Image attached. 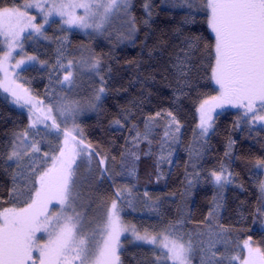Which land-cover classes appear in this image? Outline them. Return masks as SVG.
I'll use <instances>...</instances> for the list:
<instances>
[{
    "label": "trees",
    "instance_id": "1",
    "mask_svg": "<svg viewBox=\"0 0 264 264\" xmlns=\"http://www.w3.org/2000/svg\"><path fill=\"white\" fill-rule=\"evenodd\" d=\"M13 2L14 0H0V5L11 6ZM145 2L146 0H130L129 11L136 18L137 31L127 40L116 39L117 25L108 26L106 33L92 40L77 31L61 30L56 21L51 22L45 30L49 40H41L43 49H40L41 42L38 49H28L34 53L38 50L37 56L40 61H45L46 67L43 69L41 63L39 66L32 64L24 68L22 74L28 77L29 86L37 97L51 101L62 94L58 78L63 72L53 69L60 58V52L64 53L63 62L69 59H87L93 53L101 57L102 74L107 81L106 92L97 109L86 114L82 110L78 117L84 115V118L78 123L76 117L75 124L83 131L86 142L97 147L101 156L109 157L107 166L124 174L116 176V187L120 188L123 181L135 186L136 190L131 192V196L135 197L133 204L129 206L122 200L119 203L123 209L124 221L140 231L153 233L174 226L178 220H181L183 230L185 227L198 230L213 216L215 225L226 230L228 238L233 240V247L250 238L252 247L264 248V215L258 211L264 209L259 190L263 176L256 167V161L264 159V125L251 123L250 119L244 117L243 109L224 107L215 113L213 127L208 135L200 137L197 110L216 91L210 79L214 54L206 45H212L214 41L207 26L206 12L202 10L200 0H196L193 9L172 7L168 0H149L152 15L149 23L145 24L143 21L148 19ZM15 3L21 5L23 0H15ZM192 11L196 12L194 17H189L192 22L185 23V17ZM118 27L125 28L123 23ZM177 28L180 29L179 32L175 31ZM188 36L202 37L198 48H187L184 38ZM185 52H188L189 58L186 68L188 75L184 79L189 81V85L176 91L177 70L173 65L176 63V56L183 58ZM48 57L49 60H46ZM55 57L56 61L53 60ZM109 67L111 72H108ZM77 71V76L82 72L80 78L83 79L84 93H79L75 100L64 96L66 103L79 101L83 109L100 83L98 76L93 75L89 79L91 75L86 68H78ZM148 75L154 79L145 81L144 78ZM126 110L132 112L128 121L124 119L128 114ZM169 111L180 122V131L177 133L180 142H170L162 149L161 136L171 120L167 116ZM156 112H161V116L156 117L150 136L151 145L148 141H141L138 147L126 143L135 135V132L130 131L132 124H137L143 132L144 120L148 116H155ZM117 119L123 127L114 123ZM27 127L26 115L0 95V154L6 155L13 133L23 132ZM37 134L35 138L45 147L46 138L43 136L41 139L39 130ZM229 141H234L231 149L228 147ZM50 142L52 150L55 149L57 145L51 137ZM190 145L202 147L201 155L190 158L186 151ZM128 149L139 156L135 161L134 177L127 176V167L133 163ZM161 151L167 158L157 167V152ZM226 152L228 155H225ZM113 156L115 161L111 159ZM99 158L96 157L91 166L97 177L99 171H96L95 160ZM169 159L171 163L168 162ZM41 164L44 166L42 162ZM221 165L226 166L228 173H231V182L225 183L223 188L207 179L209 172L219 171ZM82 170L80 167L79 175L81 180H85L88 167L85 171ZM15 171L18 170L14 164L5 171L0 161V208L13 206L17 197L23 200L27 196L30 185L24 176H17L14 185ZM196 173H199L198 177ZM189 181L192 182L191 187ZM83 186L90 190L89 196L83 198L97 203L93 209L98 210V222L114 198L116 187L110 180L100 182L95 179L85 180ZM138 187L146 188L150 193L151 209L147 210L139 200ZM13 188L15 196L10 195ZM86 223H90V219ZM95 229L93 225L86 229L85 234L91 236ZM245 257L247 255L242 256ZM120 259L122 264H162L157 262L158 254L150 247L138 245L122 246ZM223 264L227 262L224 261Z\"/></svg>",
    "mask_w": 264,
    "mask_h": 264
},
{
    "label": "snow or ice",
    "instance_id": "2",
    "mask_svg": "<svg viewBox=\"0 0 264 264\" xmlns=\"http://www.w3.org/2000/svg\"><path fill=\"white\" fill-rule=\"evenodd\" d=\"M168 2L172 7L193 9L196 0ZM200 2L202 10L207 15V26L214 34V44L206 45L214 52L210 79L219 88L218 95L205 99L198 108L200 137L207 136L213 127L214 109L225 105L243 109L245 118L250 119L253 124L264 125V0H200ZM130 7V0H23L21 5H17L14 0L11 6L0 5V36L5 38L4 42L8 48L4 57L0 58V70L5 71L7 78L8 73L4 65L11 58L14 48L23 47L21 34L26 29L41 32L43 25L34 23L36 16L30 14L31 9L43 14L44 23H48V17L55 13L62 18L64 24L82 29L94 28L98 31L104 29L105 22L110 21L113 15L123 13V26L127 33L123 38L131 39L137 28L136 18L131 15ZM144 8L148 19L143 22L148 24L152 15L149 0H146ZM76 9H83V15H77ZM195 15V11L189 12L184 22H192L189 17ZM175 31L179 32L180 29L177 28ZM184 39L187 48L191 50L199 47L202 37L188 36ZM59 57L53 69L65 73L62 80L58 78L62 90L71 91L77 87L78 68H86L90 74L99 77L100 87L94 90V96L87 105L90 110H96L107 88L105 75L102 74V58L93 53L87 59L80 61L69 59L64 63L63 52L59 53ZM188 58V52L184 53L183 58L176 56V63L173 65L177 70L176 91L189 85V81L184 79L188 75L186 71ZM28 59L35 60L36 57ZM22 62L18 61L17 66ZM108 72H111L110 67ZM144 79L147 81L154 77L148 75ZM5 90L9 89L6 87ZM13 95L17 96V101L23 98L15 91ZM30 100V97L25 98L26 103ZM32 107L36 108V105L33 104ZM82 110L79 101L61 103L55 110L49 107L47 112L42 114L43 119L37 117L33 122L34 127L36 122L44 123L51 120L50 127L57 130H60L58 116L64 117L65 122L68 118L74 122L71 130H63L62 145H58L51 153H43V165L47 166H42L36 158V154L41 153V148L37 141H29L27 130L13 133L6 155L0 154L5 171L12 164L18 170L13 173L14 185L17 176H24L30 185L25 199L20 200L17 197L13 201V206L0 209V264H122L120 238L123 233L129 231V226L125 225L121 216L123 210L119 203L122 190L116 187V176L124 174L108 167L109 157L101 156L97 147L91 142H86L83 131L75 124V119ZM126 111L128 114L124 119L128 121L132 112ZM160 116L161 112H156L155 116H148L144 120L143 132L133 123L130 131L135 132V135L126 143L138 147L141 141H148L151 145L150 136L156 117ZM167 116L171 120L164 130L162 149L168 142L173 144L180 142L177 135L180 131V122L170 111L167 112ZM114 123L123 127L119 119ZM45 126L49 127L47 124ZM172 126H175L174 131ZM233 144L234 141H229V149ZM127 151L133 160L132 165L127 167V176L134 177L135 161L139 156L131 149ZM186 151L189 152L190 158L193 155L198 157L202 153V147L190 145ZM121 156L123 157L124 153ZM168 156H171V152ZM96 157H100L95 160L96 171H99L98 177L94 176L91 167ZM111 159L115 161L116 158L113 156ZM164 160L163 155L158 157L157 167ZM168 162L171 163V160ZM81 164L88 167V176L85 180L95 179L100 182L110 180L116 187L103 225L93 230L91 236L85 234L84 215L77 210V204L82 199L80 188L85 182L79 175ZM256 166L264 169V159H258ZM225 171L221 165L219 171H210L207 179L217 187L223 188L225 183L231 182L229 179L231 173L226 176ZM195 175L198 177L199 173ZM191 186L192 182L189 181V187ZM259 190L264 196V182L259 184ZM10 195H16L15 188ZM53 201L60 207L58 212L49 211V205ZM20 204L23 206H19ZM258 211L264 215V209ZM131 231L137 240L160 245L165 260L171 261V264H191L192 253L195 251L191 235L185 240L184 235L171 226L158 235L150 234L147 230L144 235H140L135 226H131ZM97 232H100L101 240H96ZM38 233H42L43 236L38 237ZM214 236L215 238H210L206 244L203 240L199 242L200 264H223L225 260L227 264H235V261L241 260L238 255L218 256L217 245L223 240V235L217 233ZM244 248L248 254L241 260V264H264V248L252 247L250 238L244 242ZM34 253L38 255L34 256Z\"/></svg>",
    "mask_w": 264,
    "mask_h": 264
},
{
    "label": "rangeland",
    "instance_id": "3",
    "mask_svg": "<svg viewBox=\"0 0 264 264\" xmlns=\"http://www.w3.org/2000/svg\"><path fill=\"white\" fill-rule=\"evenodd\" d=\"M29 12L31 15L36 16V20L34 21V23L42 24L43 27H42L40 33H36L33 29H26L21 34V43H22L23 47L22 48L21 47L14 48L12 51L11 58L4 65V68L7 70V73H8L7 78L5 77V71L0 70V95L9 104H11L13 107H15L16 109H18L19 111L23 112L26 115L27 121H28L27 131L29 132V138L28 139H29V141L35 140L38 142V144L41 148V153L36 154V158L38 159V161L43 163V160H44L43 153L44 152H49V153L52 152L51 151L52 145H51V142L49 143V137H51V139L55 142V144L57 146L62 145L63 139H64L63 130H65V129L71 130L73 128L74 122L71 118H68L65 122L64 117L58 116L57 117V123L60 125V130H57L55 128L50 127V125L52 123L51 120H47L44 123L36 122L34 127L32 126L33 122L37 120V117H40L41 119H43L42 114L46 113L49 107H52L55 110V108L59 104L66 103L65 96L66 97L68 96L69 98H72L75 100L77 97H79V93H84V88L82 85L83 79L80 78V75L82 73L80 71V74H78V76H77L78 77L77 87L72 89L71 91H68L67 89H63L61 96H59V97H57L51 101H49V99L37 97L34 94V92L32 91L31 87L29 86L28 77L23 76L22 71L24 68H26L27 66H31L32 64H35V65L38 64V66H39V63H41L40 66H42L43 69L46 66H44L45 61L39 60V58L37 56L39 53L38 50L36 51V53H34V52H29L28 49H30V50L31 49H38V46L40 45L41 40H43V39L49 40V36H47L45 34V30L48 27V25L53 21H56L58 28L61 30L77 31L78 33L82 34L83 36H86V38H90L92 40H94V37H97L103 33H106L108 26L117 25V27H116L117 33L115 34L117 40H127V39L123 38L124 36H126L127 33H126V28L119 29L120 27H118L119 25L122 26L123 13H116L115 15H113L111 17L110 21L105 22L104 29L101 31H98L94 28L82 29V28H79L76 26H69L67 24H64L62 22V18L55 13H53L51 16L48 17V23H44V16L42 13H39L35 9H31V10H29ZM76 14L77 15H83V9H76ZM210 33L213 36V41H214V34L211 32V30H210ZM4 41H5V38L3 36H0V46H1L0 58H3L5 52L8 51L7 44ZM41 45L42 46H40V49H43L42 42H41ZM213 54H214V52H213ZM29 57H36V59L30 60V59H28ZM87 58H89V57H87ZM47 59L49 60V57L46 58V60ZM56 59L57 58L55 57L53 60L56 61ZM18 61H23V62L19 63V65L17 66ZM64 63H67V61L66 62L64 61ZM213 64H214V61H213ZM47 65H48L47 69L49 70V63ZM77 73H78V71H77ZM64 74L65 73L63 72L62 75L59 77V80L63 79ZM90 75L91 76L89 79L94 77L92 74H90ZM48 76H49V74H48ZM212 83H213V86L215 87V90H216L215 94L213 96H216L219 94V88L217 85H215L214 81H212ZM17 86H19V87H17ZM6 87L9 89L8 91L5 90ZM58 87L61 88V85L59 82H58ZM24 90H27V92L25 93ZM13 91H15L18 96L23 97V98H21V99H19V101H17V96L13 95ZM47 94H49V90L47 91ZM27 97L31 98L30 102H28V103L25 102V98H27ZM88 103L89 102L84 104V107H83L84 114L93 111L87 107ZM33 104L36 105V108L32 107ZM224 107H231V105H225L223 107L215 108L213 113H212L213 119H214L215 113L220 111ZM54 114H55V111H54ZM197 116H198V124H199V112H198V110H197ZM82 118H84V115L80 116V117L77 116V122L79 123L82 120ZM169 122H168V124H169ZM45 124L49 125V127H46ZM256 124H259V123H256ZM172 127H173V131H174L175 126H172ZM211 129L209 130V132L211 131ZM38 130L41 132V136H40L41 139L43 136L46 138V140H44V142L46 143L45 147H44V145L42 146L39 143V141L35 138L36 137L35 135L37 134ZM164 130H165V128H164ZM198 130L200 133L199 128H198ZM163 135H164V132L161 136V145H160L161 148H162ZM12 139H13V135L11 137V141H12ZM168 143H170V142H168ZM165 145L166 144H164L163 147H165ZM162 152L163 151H161L160 153L157 152L156 158L160 157L161 155H164V154H162ZM166 158L167 157L165 156V159ZM9 163H11V162H9ZM48 163L50 164V161ZM44 166H47V165H44ZM81 168L83 169L82 171H85V169H87V166L85 164H81ZM224 168L226 169V166H224ZM257 169L262 173V176H263L261 182H264V169H261L258 167H257ZM224 174L226 176H228L229 173H228L227 169H226ZM229 179L231 180L230 176H229ZM120 186H121L120 189L122 190L121 200L125 201V203L127 202L128 203L127 205L131 206L133 204L132 202L135 198V197L131 196L132 195L131 192L136 190L135 186H133L132 184H129V182H124V181L121 183ZM140 188L138 187L137 190ZM145 192H147V195H145ZM89 193H90V190H88L87 187L83 186L82 192H81L82 199L77 204V210L81 211L84 215L85 231H86V229H90L93 225H95L96 229L101 227L103 225L105 219H106V213L108 210V208L106 207V209L104 210V212L101 215V218L99 219L98 222H96L98 210L93 209V207L97 205L96 201L92 202L91 200H89L87 198H83V196L88 197ZM138 194L140 196L139 200L147 208V210L151 209L150 204H151L152 199L150 198V193L146 190V188L140 189ZM134 196H135V194H134ZM262 200H263V208H264V196H262ZM110 204L111 203H109L108 207L110 206ZM8 207H11V206H8ZM119 207H121L120 204H119ZM0 209H2V208H0ZM59 210H60V207L56 203V201H53L49 205V211L50 212H58ZM121 216H122V213H121ZM210 217L211 218L208 219V222L205 225H203V227L201 229H198V230L189 229L188 227H185V229L183 230L182 229L183 227H181V225H182L181 220L176 221L175 225L171 226V227L175 228L178 233H182L184 235L185 240L188 239L189 235H191V237L193 238L195 251L192 253L191 264H200V251H199L200 243L199 242L201 240H203L206 244L210 238L214 239L215 238L214 234H217V233H220L223 235V240L221 241L220 244L217 245V248H219L218 256L219 255H224V256H237L238 255L241 257V260H242L243 259L242 256L248 254L247 249L244 248V242L240 241L237 244H235V246L233 247L232 246L233 240L228 238L226 230L221 229L218 225H215V222H214L215 220L213 219V216H210ZM88 219H90V223H86V220H88ZM123 221H124V219H123ZM124 223H125V225L129 226V231H127L121 235L120 240H121L122 246L138 245V246L150 247L154 253L158 254L159 261H157V262H160L162 264L163 263L171 264V261L165 260V257L162 254V250H161L160 245H158V244L153 245V244L146 243L145 241L137 240L135 238V236H133L132 231H131V226H133V225H131L129 222H126V221H124ZM86 225H88L87 228H86ZM168 229H169V227L168 228H162L161 230H159L157 232H153V233L149 232V233L153 234V235H158L162 232H165ZM138 231H139L140 235H144V233H145V231H140V230H138ZM37 235H38V237L43 236L42 233H38ZM86 235H88V234H86ZM96 240H101L100 232L96 233ZM41 242H43V240ZM225 250H227V251L225 252ZM33 255L36 256L38 254L34 253ZM241 260H237V261H235V263L241 264Z\"/></svg>",
    "mask_w": 264,
    "mask_h": 264
}]
</instances>
